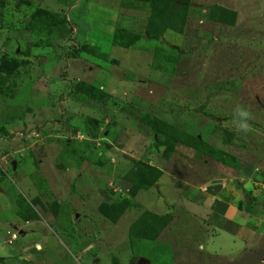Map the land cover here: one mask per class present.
Segmentation results:
<instances>
[{
	"label": "rangeland",
	"instance_id": "1",
	"mask_svg": "<svg viewBox=\"0 0 264 264\" xmlns=\"http://www.w3.org/2000/svg\"><path fill=\"white\" fill-rule=\"evenodd\" d=\"M93 1L0 0V197L4 193L8 201L16 189L9 181L10 177L14 181L15 174L33 180V169L18 171L14 160L21 162L30 157L37 163L45 156L46 145L59 141L47 153L77 164L87 157L91 163L84 160L79 166L90 174L91 168L96 169L95 176H102L104 202L99 208L127 202L124 215L112 226L111 240L115 242L111 245L120 247L123 243L117 241L128 233L134 264L140 263V256H152L157 250L151 240L140 241L130 230L146 212L181 220V226H173L171 237L178 242V259L187 258L190 264H233L232 260L236 264H264L253 254L264 249V235L250 240L253 233H258L257 218L264 217V0H187L182 27L166 30L160 41L127 37L128 33H143L148 27L151 0H105L104 5ZM216 7L234 12V18L219 14ZM166 33L169 36L165 37ZM151 74L157 80L155 86L147 82ZM112 75L133 81L134 106L121 96L113 100V96L106 102L108 110L94 103L91 108L87 105L84 113L76 111L83 106L84 98L107 99L100 85ZM114 105L119 107L117 112H111ZM70 106L72 110L66 116ZM237 107L251 113L248 131L237 128L242 119L235 111ZM149 108L154 113H146ZM119 112L134 119L135 133L141 125L147 126L142 122L144 117H150L198 138L200 144L192 148L155 135L147 126L146 134L150 132L154 139L148 149L156 155L148 160L153 166L148 165L136 144L126 147V141L122 145L120 139L126 132L112 130L122 114ZM98 118L100 121H95ZM45 128H49L48 133ZM79 144L87 147L86 157H79ZM125 158L130 160L127 169L121 165ZM136 162L160 171L154 186L134 187L133 180L138 176L130 171L135 170ZM65 182L61 179L60 186L67 187V193L73 186ZM41 191L30 202L19 194L16 203L22 198L34 206V215L29 216L35 220L39 215H46L42 219L62 217L53 199L56 195ZM71 196V206L63 204L61 209L74 214L79 197L74 190ZM209 199L211 205L205 204ZM217 201L234 205L235 210L240 206L245 225L224 226V209L217 210ZM17 207L22 214L21 206ZM257 207L261 209L256 215ZM8 211L3 213L7 221L0 214V225L11 219L12 211ZM65 216L61 223L64 229L73 225V218L66 220ZM80 219L83 222L87 218ZM38 226L42 230V225ZM170 230L159 248L173 245ZM87 233L76 243L82 254L79 263L99 264L98 240L106 233L105 228ZM40 236L33 234L29 239ZM204 236L211 242L197 243ZM21 238L17 233L14 243ZM233 240L243 242L235 254ZM219 242L221 249L225 248L224 257L216 255ZM71 250L76 252V248ZM27 255L18 263L57 264L52 259L44 260V251L36 248ZM178 259L173 257L172 264ZM130 261L120 259L116 264ZM166 263L170 264V259Z\"/></svg>",
	"mask_w": 264,
	"mask_h": 264
},
{
	"label": "crops",
	"instance_id": "2",
	"mask_svg": "<svg viewBox=\"0 0 264 264\" xmlns=\"http://www.w3.org/2000/svg\"><path fill=\"white\" fill-rule=\"evenodd\" d=\"M103 1L105 0H94L93 2H97V3L104 5L105 3H103ZM81 10H79V12ZM167 36H169L168 33L165 34V37ZM171 37L173 38L172 34H171ZM114 77L115 76L112 75L109 79L106 80L104 84L100 85V88L102 89V93L107 96L106 97L107 99H104L103 101L102 100L97 101V99L95 98H90V100H85L84 98L83 102H81V105L83 106L81 107L79 106V108L76 111H80L84 113L88 109V107L86 106L89 105V107L91 108L94 106V103H98V105L100 104L101 107L108 110V108L106 107V102H109L110 101L109 99H112L113 96H115L113 100L121 96V98L124 99L126 103H128L131 106H134V103L132 100H134L133 96L136 94H134L131 91L133 88H135L132 85L133 81L126 80L125 78L118 79L117 77L115 78ZM154 77L155 75H152V74H151V77H148L147 75V82H153V83H150L153 86H155V82L157 81V80H153ZM150 90H152L151 85H150ZM71 103H73V101ZM72 106H70L69 109L67 110L65 114L66 116L72 110ZM145 106L147 105L145 104ZM118 108L119 107L117 105H114V108L112 107L111 112H117L119 110ZM150 109L151 108H149V112L146 111V113H154ZM76 111H72V112H76ZM119 113H122V112H119ZM71 116H73V114H71ZM95 121H100V119L98 118ZM133 123H134V119L128 116L125 117L123 116V113H122V114H119V116L117 117L115 121V127H113L112 130L114 131L121 130L122 134L123 132H126L125 134H123L122 138L120 139L121 141H124L122 145H126L125 144L126 141H128L126 147L127 146L132 147L136 144L139 147L137 151L141 152L142 154H145V155H142V157H145L143 162H146L148 165L150 164L152 165V163L149 162L148 160H151V157L152 158L156 157V155H153L152 151L148 149V146L151 145V142L154 139L152 135L150 134V132H149V135L146 134V131H149V128L144 125L143 126L141 125L140 128L138 129V132L135 133L136 130L134 128ZM46 129L49 131V128H45V131ZM46 133L48 132L46 131ZM106 134L108 133L106 132ZM58 142L59 141H52L50 145H46L47 151L49 150L51 152L50 150L51 146L54 143L57 144ZM71 143L73 142H70V145H73ZM74 147H76V145ZM79 147L81 148V151L79 152V157H81L82 155H85L86 157L87 147L82 148L83 144L81 145L79 144ZM72 150L74 149L72 148ZM47 151L45 152V156L40 158L37 163H35L30 157L21 162L15 161V160L13 161L14 166L16 165L17 167L15 169L18 171L21 170V168H23L25 172H27L29 168L33 169V172H32L33 175H30L31 173L28 174L30 175V179L32 178L33 180H23L25 179L24 177L19 176L18 174H15L14 181H13V178L11 177L9 178V181L15 183L16 189H14L10 193V198L8 199V201L6 200L5 198L6 196L4 195L3 192H2L3 196L0 197V199L3 201L2 202L3 204H0V214H2L1 216H3L2 220H4L3 213H5L6 210L12 211V213L10 214L11 219L8 222H6V224L2 223V225H0V261H1V264H19L18 259H20L22 256L28 257L27 255L28 251L32 250L33 248H36L38 252L44 251V258H43L44 260L49 261V259H52L56 261L57 264L59 263L60 264H80L79 256L81 253H79V250L81 248L79 247V245H76V243H79V240L85 234L89 235L87 232L89 231L94 232L97 227L100 229L105 228V231H106V233L100 234L101 239L98 240L100 244L98 248L99 251L96 253V257H98L97 259H98L99 264H116L120 259H125V261L127 262L131 260L129 264H134V261H135L133 260L134 256L130 252L131 250H130L129 242L127 239L128 233L126 235H122L119 241H117V244L121 242L123 243L120 247L117 245H114V246L111 245L113 242H115L114 240H111V235L114 232L112 229V226H116L118 224V221L122 218L124 213L117 222H111L106 217H103L102 214L99 212V209H98L99 205L104 202L101 196V193L103 192L102 187L104 183V181H102L103 179H101L102 176H99V177L95 176V172L97 171L96 169H94L93 171V169L91 168L90 170L92 171V173L90 174L84 169L83 166L82 167L79 166L81 164V161L85 162L84 160L91 163V159H88L87 157L84 160H81V158L80 159L77 158L78 159L77 161L81 160L80 164H77L76 161H73L74 163L71 161L72 163H70V162H67L66 159L58 160V157L56 154H50V152L47 153ZM63 151H64V148H63ZM76 157H77V154H76ZM122 161L123 163L121 162V165L123 169H127V167L129 168L130 160L125 158V159H122ZM34 169H38V171L35 172ZM163 175L164 174H162L161 176ZM61 179L67 181L65 182L67 186H69L70 184L73 186L72 189L71 188L67 189L69 192L67 193L65 192L67 187L60 186ZM106 179L107 180H105V182L108 185L109 178L107 177ZM39 183L40 185L36 187V184H39ZM20 184H22V187L19 188L18 185ZM39 189H42L41 194L43 192H46L47 195L49 194L50 196L52 195L58 196V197L56 196L53 197V199L58 203L60 207L59 210L62 213V217L61 216L57 217V215L54 217V215H52L53 217L48 216V218L42 219L46 215H43V216L39 215L40 218L38 220H35V219L24 220L20 217V215H18L19 209L17 206L19 205L16 203L18 199V195L21 194L22 196L25 197L26 201L30 202L34 196L38 195ZM71 190H74L75 196L79 197L77 208H74V211H75L74 214L70 213L72 210H70V212H65V210H62L63 204H66L67 206H71L72 200L69 199V198L72 199L73 197L71 196ZM0 193H1V189H0ZM13 199H14V203H12ZM207 200L205 204L211 205V200L209 199L208 202ZM217 205H218L217 210L224 209L223 210L225 213L224 217L226 218V222L224 223V226H232L233 228L238 226L240 228L245 225V220L242 218L245 216H243L242 213L238 211L239 209L240 210L242 209L240 206H238L237 207L238 209L235 210L234 205L225 204L224 202L217 201ZM32 208L34 210V206ZM260 209L261 207L256 208L255 210L256 215L260 211ZM75 214H78V216L77 215L75 216ZM246 215L249 216L247 213ZM64 216L66 220H68L70 217L73 218L72 220L73 225L71 227L68 226V228L66 229H64V227L61 225V223H63ZM81 217H86L87 219L81 222V219H80ZM257 219H258V222L255 225L257 229L255 231L258 233L257 234L253 233V235H251L250 240H252V237L259 239L260 237L264 235V217L263 215H259ZM4 221H7V220H4ZM47 221L51 223L50 226L45 223ZM180 221L181 220L180 219L177 220L176 217L173 219V216H172V221L168 225L167 229L166 230L164 229L156 239L150 241L153 244L158 246V247L154 246L156 247L155 249L157 250L153 253L152 256H149V257L145 255L140 256L141 259L144 258L148 260L149 264H167L166 263L167 259H170V264H172L173 257L178 259V256L176 254L177 245L175 244V243L178 244V242H176V240H174L171 237H173V234H172L173 226H176V227H178L179 225L181 226V224H179ZM258 224H261V226H258ZM38 225H42V230L39 228ZM46 225L49 227V229L46 227ZM107 225H110V227H106ZM12 230H19L20 235L23 238H21V240L17 244L12 242L11 246L7 247L9 245L8 244V241H9L8 233L12 232ZM167 230L168 231L170 230L169 232L170 237L169 236L168 237L172 239L170 240V242H173V245L170 244V245H167L166 247L162 246L163 248H159V246L163 243V239L167 237V233H168ZM72 233H74V235ZM33 234H36L37 236L38 234H41V236L40 238L35 237L33 239H29L30 236ZM234 236L236 235L234 234ZM205 238L207 237L204 236L200 238V240L197 243H207L208 244L211 242L209 241L208 238H207V241H205ZM234 238L235 237H233V239ZM137 239L140 241H143V239H139V238ZM221 242H219L220 245L217 247V249L215 248L217 257L219 256L224 257L223 254H226L225 248L221 249L223 246L221 245L222 244ZM5 244L6 246H4ZM241 244L243 245V242L235 243L233 240L232 248H233L234 254L236 250L241 246ZM72 247L73 249L76 248V252H72L71 250ZM168 248H170V251H168ZM115 249H117V252H114ZM68 253L69 255H67ZM229 253L231 252L229 251ZM261 253L263 254L262 258H261L262 256ZM206 254L209 255V251H207ZM253 254L258 259L260 257L261 262L264 263V249H261V251L257 249ZM229 256L231 255L229 254ZM231 257L235 259L234 256H231ZM163 259L165 261H163ZM179 260L184 261L183 264H190V261L187 258H185V260L179 258L178 261ZM213 260H216V258H214ZM178 261L176 262V264L179 263ZM216 261H213V262L216 263ZM232 261H233V264H236V261L234 260ZM136 264H139V263L136 261ZM192 264H195V263H192ZM196 264H200V263H196Z\"/></svg>",
	"mask_w": 264,
	"mask_h": 264
},
{
	"label": "trees",
	"instance_id": "3",
	"mask_svg": "<svg viewBox=\"0 0 264 264\" xmlns=\"http://www.w3.org/2000/svg\"><path fill=\"white\" fill-rule=\"evenodd\" d=\"M151 16L149 18L148 27L143 33H128L127 37L134 40H144V41H160L166 30H176L177 27H182V24L186 18V7L187 0H151ZM219 14L226 15L234 18L235 13L220 7L215 8ZM173 20L175 25H173ZM220 20H222L220 18ZM226 20V19H225ZM223 20V21H225ZM181 21V22H179ZM142 122L150 127L155 135H163L168 138H173L175 142H180L182 144H187L190 147L197 148L200 144L199 139L191 137L184 132L176 130L174 127L167 125L166 123L150 117H144ZM138 171L134 174L135 170ZM135 170H131V175H137L135 177L134 187L136 189H147L154 186L160 171L156 168H152L147 164L142 162L135 163ZM128 175L127 177H130ZM135 195V192L132 193ZM20 202V203H19ZM18 205L22 210L20 217L24 220H31L33 213V208L24 199L20 198ZM127 202L112 204L110 206H101L99 210L104 214V216L111 222H117L119 218L123 215L127 208ZM172 217L167 216H155L149 212L143 214L134 224L131 226L130 230L136 235V237L148 240L156 239L159 234L168 226L171 222Z\"/></svg>",
	"mask_w": 264,
	"mask_h": 264
},
{
	"label": "clouds",
	"instance_id": "4",
	"mask_svg": "<svg viewBox=\"0 0 264 264\" xmlns=\"http://www.w3.org/2000/svg\"><path fill=\"white\" fill-rule=\"evenodd\" d=\"M235 111H239L240 116L242 117L237 128L239 130H242V131H248L249 125H248L247 121L252 118L251 113H249L247 110L240 108V107H237V109ZM233 122H235V120ZM14 231H17L18 233H20L19 230H14Z\"/></svg>",
	"mask_w": 264,
	"mask_h": 264
},
{
	"label": "built area",
	"instance_id": "5",
	"mask_svg": "<svg viewBox=\"0 0 264 264\" xmlns=\"http://www.w3.org/2000/svg\"><path fill=\"white\" fill-rule=\"evenodd\" d=\"M71 32L72 33L75 32L74 26H71ZM19 135L21 136V134H19ZM17 233L18 232L17 231H14V230L11 233L9 232V234H8L9 235V241H8L9 244H11L14 241Z\"/></svg>",
	"mask_w": 264,
	"mask_h": 264
},
{
	"label": "water",
	"instance_id": "6",
	"mask_svg": "<svg viewBox=\"0 0 264 264\" xmlns=\"http://www.w3.org/2000/svg\"><path fill=\"white\" fill-rule=\"evenodd\" d=\"M140 264H149L148 260H140Z\"/></svg>",
	"mask_w": 264,
	"mask_h": 264
},
{
	"label": "flooded vegetation",
	"instance_id": "7",
	"mask_svg": "<svg viewBox=\"0 0 264 264\" xmlns=\"http://www.w3.org/2000/svg\"><path fill=\"white\" fill-rule=\"evenodd\" d=\"M140 264V263H139Z\"/></svg>",
	"mask_w": 264,
	"mask_h": 264
}]
</instances>
